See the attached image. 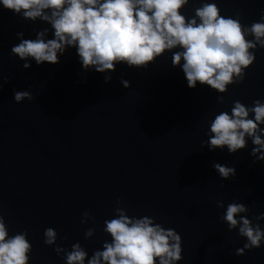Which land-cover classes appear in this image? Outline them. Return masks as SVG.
<instances>
[{
    "label": "water",
    "instance_id": "95a60500",
    "mask_svg": "<svg viewBox=\"0 0 264 264\" xmlns=\"http://www.w3.org/2000/svg\"><path fill=\"white\" fill-rule=\"evenodd\" d=\"M217 3L248 25L264 10V0ZM197 6L192 0L186 14ZM45 27L0 8V215L11 233L27 230L31 264H64L55 245L44 243L48 227L69 250L77 241L90 255L102 248L110 239L104 220L118 206L180 233L178 264H264V245L235 254L246 238L228 229L220 218L225 209L217 206L236 200L250 208L249 218L264 212V161L254 162L250 141L233 154L202 146L215 114L235 100L251 105L264 99V49L256 50L241 83L219 93L199 83L188 88L168 52L146 68L120 64L104 74L83 71L73 48L59 64L33 61L23 68L11 53L16 33L34 39ZM121 77L131 86L123 87ZM13 89L29 90L33 98L17 103ZM214 162L235 166L237 175L222 179ZM85 211L95 220L81 223ZM89 227L96 231L86 239Z\"/></svg>",
    "mask_w": 264,
    "mask_h": 264
},
{
    "label": "clouds",
    "instance_id": "9594fccd",
    "mask_svg": "<svg viewBox=\"0 0 264 264\" xmlns=\"http://www.w3.org/2000/svg\"><path fill=\"white\" fill-rule=\"evenodd\" d=\"M192 0H0V8L25 20L46 22L35 38L16 33L19 43L11 53L24 61L28 69L48 62L59 64L69 48L75 49L81 69L85 72H115L120 64L146 68L165 54L171 53V64L184 73L188 88L197 84L209 86L219 93L229 85L241 83L247 69L256 61V50L264 49V10L258 20L243 24L240 16L224 14L217 0H199L191 15L185 12ZM4 77V82L9 81ZM105 83L111 81L105 75ZM86 82V81H85ZM128 88L131 81L121 77ZM29 90L13 89V99L20 103L31 100ZM217 99L223 103L224 97ZM208 139L202 142L209 151L217 148L229 154L253 145L254 162L264 161V99L251 105L239 100L230 110L220 111L208 122ZM212 168L227 180L237 175L235 166L214 162ZM121 203L117 198V204ZM224 208L221 220L228 229H238L245 237L237 256L246 250L264 245V212L252 215L250 208L236 200L217 201ZM114 217L104 220L102 231L110 235L102 248L89 252L79 241L71 250L56 243L58 233L53 227L44 230V243L63 255L64 264H178L183 260L182 236L173 228L155 222V217L129 216L123 207L114 209ZM95 220L88 211L81 223ZM96 229H86L85 238ZM32 244L27 230L11 233L0 215V264H31Z\"/></svg>",
    "mask_w": 264,
    "mask_h": 264
}]
</instances>
